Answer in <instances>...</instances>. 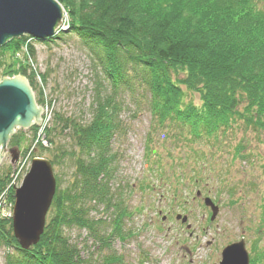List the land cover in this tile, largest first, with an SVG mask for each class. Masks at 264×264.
<instances>
[{"label":"trees","instance_id":"1","mask_svg":"<svg viewBox=\"0 0 264 264\" xmlns=\"http://www.w3.org/2000/svg\"><path fill=\"white\" fill-rule=\"evenodd\" d=\"M57 1L70 18L67 33L59 31L51 39L39 41L56 42L63 35L73 34L87 46L100 68L94 80L90 115L88 121H82L50 111L44 126L46 143L35 139L31 150L35 146L39 151L50 149L48 160L53 167L71 158L72 178L62 184L55 174V194L35 245L22 249L14 237L11 218L0 217V247L16 250L15 254L5 253V264H128L111 246L113 240L123 243L133 235L125 224L130 213L123 192L112 185L117 171L113 143L124 130L120 114L126 99L136 108H146L152 130L173 131L178 127L176 134L185 140L209 137L240 123L264 132V6H258L264 0H248V11L243 8L245 0L204 2L212 7L211 13L199 0L193 5L189 0ZM180 2L189 7L181 5L178 12L175 8ZM218 5L217 12L225 16L228 26L224 36L217 34L224 31L223 23L214 24L218 17L211 19L217 14L213 7ZM204 22L217 30L212 33ZM192 26L195 32L190 31ZM29 38L24 34L8 44L15 45L17 51L25 45V53L34 57V39ZM21 62L8 75L26 77L36 103L43 105L44 73V81L38 82L30 64ZM181 84L197 92L199 105L185 99ZM125 89L130 93H123ZM134 90L137 93H131ZM60 136H68L73 150L58 142ZM19 142V135L14 133L8 144L15 147ZM233 157L245 161L250 154L238 144ZM9 179L10 170L0 173V196L8 190ZM165 180L170 181L171 175ZM9 191L14 202V190ZM173 194L178 198L177 192ZM262 204L264 210V191ZM73 228L85 232V237H71L66 230ZM86 241L100 250V257L85 252ZM261 256L264 253L256 251V263Z\"/></svg>","mask_w":264,"mask_h":264},{"label":"rangeland","instance_id":"2","mask_svg":"<svg viewBox=\"0 0 264 264\" xmlns=\"http://www.w3.org/2000/svg\"><path fill=\"white\" fill-rule=\"evenodd\" d=\"M189 1H192L190 5L194 4V0ZM199 1L209 13L212 7L204 2L210 4L213 0ZM245 2L243 8L248 11L251 9L250 3L248 0ZM181 5L182 2L175 8L178 12L181 11ZM183 6L189 7L187 3ZM258 6L264 4L258 3ZM61 7L62 22L54 34L59 31L67 33L70 25L69 15L65 7ZM213 9L219 12L220 6ZM218 12L211 19L213 21L218 17L213 21L214 24L223 23L220 25L224 31L217 34L224 36L228 26L225 16L220 17ZM203 25L212 33L213 29L217 30L207 22ZM190 31L195 32L194 27ZM204 32L208 33V29ZM32 40L35 56L29 55L31 58L25 53V45L18 51L15 45H9L8 42L0 47V80L2 76L11 77L8 71L15 70L21 59L33 68L38 82L44 81L41 80V73L45 75V83L41 88L44 103L37 104L42 108L41 121L34 125L37 129L32 130L31 126L16 129L15 133L20 137L18 146H15L18 149L16 161L11 162L8 151L0 158V173L10 170L8 190L0 196V217L3 218L12 217L14 202L9 197V189L15 190L20 186L32 157L49 159L52 156L50 149L39 151L35 146L31 150L35 143L33 140L44 139V126L50 111L88 121L94 80L100 70L87 46L76 35H63L56 42L48 43L35 38ZM181 87L186 93V100L200 104L197 92L187 90L183 84ZM123 93L130 92L125 89ZM142 107L136 108L129 98L126 99L120 114L124 130L118 133L113 143L117 171L116 181L112 185L117 187V192L118 187L123 192L130 213L125 218V224L133 231V235L123 243L113 240V249L128 264H212L220 260L221 250L226 244L244 237L249 253L248 264H257L259 261L264 264V257L257 258V263L254 257L256 251L260 255L264 253V210L260 194L264 189V132L245 128L240 123L209 137L185 140L184 136L176 134L175 129L179 130L178 127L173 131L152 130L150 116L146 108ZM58 140L61 145L73 150L68 136H60ZM238 144L245 146V154H250L249 159L244 161L233 157ZM10 147L13 146L8 144L7 148ZM53 171L65 184L73 175L72 159L67 158L62 164L55 165ZM170 175L171 183L165 180ZM197 191H200L199 196H196ZM174 192L178 193V198L174 197ZM203 197L211 198L219 206L213 222L209 221L211 213L204 206ZM176 214L186 215L188 225L181 224ZM66 232L73 238L79 235L83 239L86 235L74 228ZM85 244L88 246L85 252L92 251L93 256L100 257V250L91 246L90 241ZM7 251L16 253L14 248L0 247V264H5L4 255Z\"/></svg>","mask_w":264,"mask_h":264},{"label":"water","instance_id":"3","mask_svg":"<svg viewBox=\"0 0 264 264\" xmlns=\"http://www.w3.org/2000/svg\"><path fill=\"white\" fill-rule=\"evenodd\" d=\"M63 9L57 0H0V47L10 39L27 34L37 40L50 39L61 25ZM42 108L37 105L28 80L23 75L2 76L0 80V158L9 152L11 162L18 157L17 147L7 148L9 138L18 128L32 127L41 121ZM56 189L50 160L31 159L20 186L14 190L12 230L22 249L35 245L44 230L46 215ZM200 191L196 192L199 196ZM203 203L211 209L210 219L218 206L209 197ZM186 222V215H176ZM244 238L226 244L219 262L212 264H248Z\"/></svg>","mask_w":264,"mask_h":264},{"label":"built area","instance_id":"4","mask_svg":"<svg viewBox=\"0 0 264 264\" xmlns=\"http://www.w3.org/2000/svg\"><path fill=\"white\" fill-rule=\"evenodd\" d=\"M28 57L31 58L29 55H28ZM48 120H49V115H48ZM43 141H44V139H43ZM44 143H46V142L44 141Z\"/></svg>","mask_w":264,"mask_h":264}]
</instances>
